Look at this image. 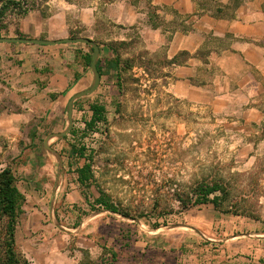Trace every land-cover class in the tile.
I'll list each match as a JSON object with an SVG mask.
<instances>
[{
	"label": "rangeland",
	"instance_id": "374dc122",
	"mask_svg": "<svg viewBox=\"0 0 264 264\" xmlns=\"http://www.w3.org/2000/svg\"><path fill=\"white\" fill-rule=\"evenodd\" d=\"M45 1L26 0L24 6L33 8ZM70 1L77 7L96 8L95 25L73 29L71 34L92 39L112 57L116 52L122 63L129 60L133 66H122L121 80L118 73L109 76L101 92L86 98L106 106V123L89 127L88 112H75L66 139L54 137L49 142L61 157L43 147L46 133L34 144L41 156L33 172H24L19 163L18 186L27 198L18 225L19 251L21 245L49 248L62 253L57 259L63 255L86 264H116L110 249L127 238L113 241L111 235L125 230L142 234L152 250L157 248L154 256L167 247L180 264H264V241L248 248L239 240L228 248L226 242H213L209 251L203 247L206 237L222 239L227 231H236L231 217L251 219L242 223L244 231L258 222L264 232V155L253 166L237 157L235 143L226 137L219 119L170 92L166 44L160 41L156 48L151 38L152 32L161 30L168 39V32L176 29L167 21V11L159 12L152 0ZM72 144H83L90 160L77 159ZM3 146L12 153L0 164L16 166L19 158H13V146ZM86 161L93 177L84 185L78 182L77 167ZM215 181L227 191L220 209L183 207L180 197L190 201L199 183ZM72 185L79 186L86 201L74 207L66 195ZM101 196L131 217L105 212L94 203Z\"/></svg>",
	"mask_w": 264,
	"mask_h": 264
},
{
	"label": "crops",
	"instance_id": "0c3cea01",
	"mask_svg": "<svg viewBox=\"0 0 264 264\" xmlns=\"http://www.w3.org/2000/svg\"><path fill=\"white\" fill-rule=\"evenodd\" d=\"M152 3L159 12L167 11V21L177 25L168 32V39L161 30L151 34L156 48L160 41L166 44L168 60L178 58V63L168 66L170 92L219 119L226 137L235 143L236 156L253 166L264 155V0H152ZM25 9L29 11L23 16L17 9L8 12L5 18L8 29H3L2 35L19 37V33L21 37L56 40L70 37L73 29L95 25L96 8L77 7L70 0H46L42 5ZM91 47L79 42L0 43V161L12 153L4 150L3 145L13 146V158H19L16 166H11L15 175L21 166L24 172H33L41 156L34 146L36 141L43 134L64 131L70 101L92 87L95 75L86 62ZM99 47L98 61L106 70L111 51L103 45ZM111 75L113 78L117 72L110 70L102 75L95 92L106 87L105 81ZM95 92L74 100L73 116L75 112L87 111L91 118L90 105L94 101L86 98ZM7 166L1 163L0 171ZM72 186L66 194L70 207L86 202L79 186ZM247 220L251 219L231 217L236 231L233 229L230 234L227 231L222 239L206 237L203 247L209 251L213 242H226L224 246L228 248L239 240L248 248L255 241H264L260 223H252L251 229L244 231L242 223ZM209 234L208 231L206 235ZM100 235L109 238L108 233ZM111 238L113 241L127 238V242L113 244L110 249L116 264H143V254L145 264H180L171 258L167 247L159 248L162 253L154 256L157 248L152 250L153 246L143 241L142 234L118 230ZM17 242L20 244L18 235ZM20 248L33 264H86L63 255L57 259V254L62 253L56 254L49 248L33 249L26 245Z\"/></svg>",
	"mask_w": 264,
	"mask_h": 264
},
{
	"label": "trees",
	"instance_id": "16d2710c",
	"mask_svg": "<svg viewBox=\"0 0 264 264\" xmlns=\"http://www.w3.org/2000/svg\"><path fill=\"white\" fill-rule=\"evenodd\" d=\"M24 4L26 0H0V37H2V30L5 28V18L10 10L17 9V13L21 16L25 15L29 10L25 9ZM18 36L21 37L18 33ZM72 37H76L75 33L71 34ZM94 49L91 47V52L86 56V62L91 65L92 53ZM115 52V51H114ZM126 60L122 63L121 56L115 52V57H111L107 60L106 70L102 69L100 62H97L98 70L102 75L109 74L110 70L118 73V80L122 77L119 75L124 69H129L133 65ZM178 63V58L175 57L168 61L169 65ZM144 65V64H143ZM124 66V69L123 67ZM92 111L91 118L88 119L87 125L89 127L97 125L98 123L107 122V108L104 104L93 102L90 105ZM71 133V132H70ZM67 135L63 137L66 139ZM72 152L76 155L77 159L85 158L86 147L83 144L79 146L72 144ZM78 182L80 184H87L93 177L92 166L90 162H85L83 165L77 167ZM227 195V191L224 184L220 181L201 182L193 189V196L190 197V201L179 199L183 203L184 208L190 206H199L204 204H212L216 209H220L224 199ZM27 198L25 194L20 190L18 186L17 177L11 166H7L0 171V263L1 264H30L29 259L25 254L18 249L17 232L19 220L22 214V207L25 204ZM103 206L105 210L122 214L126 217H131L128 212L120 210L113 202L101 196L94 202ZM159 226L158 223L155 224Z\"/></svg>",
	"mask_w": 264,
	"mask_h": 264
},
{
	"label": "water",
	"instance_id": "95a60500",
	"mask_svg": "<svg viewBox=\"0 0 264 264\" xmlns=\"http://www.w3.org/2000/svg\"><path fill=\"white\" fill-rule=\"evenodd\" d=\"M1 42L36 43V44H41V45H50V44H57V43H62V42H79V43L89 44L93 47L94 51H93V55H92L91 68L94 72L95 80H94L92 87L89 88L88 90H85V91L79 93L70 101L69 107H68V126L66 127V129L60 133L50 134L47 137V139L44 141V144H43V147L45 149H47L51 153L61 157L60 153L56 149L51 147L49 142L54 137H64L65 135H67L70 132V130L73 126V123H74V116H73L74 100L95 92L98 89V87L100 86L101 74H100V72L98 70V66H97V62H98V58H99V54H100L99 44L96 43L95 41H93L92 39L87 38V37H67V38L56 39V40L35 39V38H27V37H0V43Z\"/></svg>",
	"mask_w": 264,
	"mask_h": 264
},
{
	"label": "bare ground",
	"instance_id": "6f19581e",
	"mask_svg": "<svg viewBox=\"0 0 264 264\" xmlns=\"http://www.w3.org/2000/svg\"><path fill=\"white\" fill-rule=\"evenodd\" d=\"M178 231V230H177ZM166 234V233H165Z\"/></svg>",
	"mask_w": 264,
	"mask_h": 264
}]
</instances>
